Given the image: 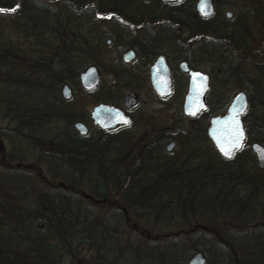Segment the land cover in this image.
<instances>
[{
	"label": "trees",
	"instance_id": "obj_1",
	"mask_svg": "<svg viewBox=\"0 0 264 264\" xmlns=\"http://www.w3.org/2000/svg\"><path fill=\"white\" fill-rule=\"evenodd\" d=\"M122 4L0 0V264H264V170L247 152L221 158L204 133L226 98L170 134L73 130L61 87L89 65L90 23ZM191 22L217 39V23Z\"/></svg>",
	"mask_w": 264,
	"mask_h": 264
},
{
	"label": "flooded vegetation",
	"instance_id": "obj_2",
	"mask_svg": "<svg viewBox=\"0 0 264 264\" xmlns=\"http://www.w3.org/2000/svg\"><path fill=\"white\" fill-rule=\"evenodd\" d=\"M208 1L211 12L206 16L197 11L198 0H124L121 11L100 16L110 20L112 28L109 33L93 26L90 28L89 65L80 73L87 68L95 72V86L85 91L100 95L92 108L98 105L113 107L125 116L127 124L112 131L101 130L92 123L91 108L87 120L94 133L125 131L133 136L137 135L134 131L141 129L146 134L159 131L170 134L183 130L186 120L190 122V129L192 121H199V115L206 111L207 98H226V104L221 107L224 110L210 115L205 124L208 140L209 119L223 116L231 98L242 93L246 100V108L240 116L244 138L232 155L247 152L256 163L251 145L258 144L264 149V109L258 113L256 108H251L248 99L264 98V0ZM192 20H198L204 26L217 23V39L206 36V29L193 27ZM80 73L77 74L79 87ZM196 73L207 78L204 109L194 117H187L182 110L183 100L188 94L191 74ZM105 74L110 81H105ZM153 77L158 82L166 80L167 94L156 93ZM237 82H243L242 88L234 85ZM226 87L238 91L229 98L223 93ZM70 98L61 97V100L66 103ZM127 98H132L133 102L126 103ZM142 99L152 100L160 108L169 107L173 117L167 124L141 123L137 110ZM170 101L171 104H167ZM84 127L86 134L91 131ZM170 143L173 147L168 152L166 146ZM175 147V141L169 137L163 142L167 154H173ZM256 165L264 170V165Z\"/></svg>",
	"mask_w": 264,
	"mask_h": 264
},
{
	"label": "water",
	"instance_id": "obj_3",
	"mask_svg": "<svg viewBox=\"0 0 264 264\" xmlns=\"http://www.w3.org/2000/svg\"><path fill=\"white\" fill-rule=\"evenodd\" d=\"M196 9L202 16H206L211 12L208 0H198ZM79 84L84 91H90L95 86L96 75L92 68H87L79 74ZM152 84L156 93L161 96L167 94L166 80L158 82L153 77ZM206 89V76L198 73L191 74L188 94L185 96L182 105L185 116L194 117L204 109L203 97ZM60 94L63 99H68L70 97L69 88L63 86ZM127 100L128 102L126 103L128 104L133 102L132 98H127ZM241 108H243V111L245 110L246 100L242 93H238L229 101L223 116L211 117L208 121L206 130L207 138L217 154L222 158H230L233 151L239 149L243 142L244 133L240 123V116L243 113V111H240ZM90 117L93 125L101 130L112 131L127 124V119L119 110L104 105H98L92 108ZM72 128L80 136L86 134V128L80 122H74ZM172 147L173 143H170L166 146V151L169 152ZM0 150H2L1 146ZM251 151L254 154L256 163L259 166H263L264 149L258 144H252ZM186 264H205V261L200 254L196 253L187 260Z\"/></svg>",
	"mask_w": 264,
	"mask_h": 264
},
{
	"label": "rangeland",
	"instance_id": "obj_4",
	"mask_svg": "<svg viewBox=\"0 0 264 264\" xmlns=\"http://www.w3.org/2000/svg\"><path fill=\"white\" fill-rule=\"evenodd\" d=\"M95 18H96V20L93 21V25L90 23L91 27L93 26L97 29H102V30L107 31L109 33V31L112 28V26L109 23L110 20H108V19L106 20L100 16L95 17ZM83 23H85V21ZM257 25L258 24H256V26ZM86 31H88V29H86ZM12 39H13V42L16 41V39H14L13 37H12ZM82 70H80L78 73H80ZM105 76H106L104 78L105 81H110L109 76H107V74H105ZM105 81H104V83L106 84ZM66 85L70 88L71 98L68 101H66L65 105L75 113L76 120L82 122L84 124V126L87 127V129H89V130H91V132H93L92 131L93 127L90 126V123L87 120V114L89 113L91 108L96 104L97 98L100 96L99 93L83 91L78 86L77 79L74 82L69 81V83ZM226 88H223V93H227L229 98L232 96V94H234L236 91H238L237 89H229V88L226 89ZM141 102H142V104L138 108L137 113L140 114L141 123L144 122L143 124H145V122L151 123L154 125L167 124L169 122V120L173 117L172 116L173 112L169 107L160 108L152 100L142 99ZM167 104H171V101ZM223 110H224V108H221V109L219 108L218 110H216L212 114H220ZM176 115H178V114H176ZM174 118H176V117H174ZM144 119H146V121H144ZM183 122L186 123L185 124L186 126H182V128H184L185 130H186V128L189 129L190 122L187 120L183 121ZM58 126L60 127L61 124H59ZM140 130L141 129L136 130L134 132L141 134L143 131H140ZM0 141H1L0 146L2 149V150H0V152H5L8 155V153L11 151L10 145L6 141H3V140H0ZM177 149H178V147L177 148L175 147V149H174L175 151H173L172 153L175 154ZM19 150L20 149L18 147H16V151H14V152L18 153ZM22 153H24V157L22 158V161H21L22 163H24V164L35 163V158H36L35 157V155H36L35 151L29 150L28 148H26V146H23L22 147ZM38 166L41 169L42 173L46 176V178L51 177V174L48 173L47 163H40ZM49 171H51V170H49ZM165 231H170V230L165 229L164 232Z\"/></svg>",
	"mask_w": 264,
	"mask_h": 264
},
{
	"label": "snow or ice",
	"instance_id": "obj_5",
	"mask_svg": "<svg viewBox=\"0 0 264 264\" xmlns=\"http://www.w3.org/2000/svg\"><path fill=\"white\" fill-rule=\"evenodd\" d=\"M0 11H3V10H0ZM240 111L242 112L243 111V108H241ZM241 135H242V133H241Z\"/></svg>",
	"mask_w": 264,
	"mask_h": 264
}]
</instances>
